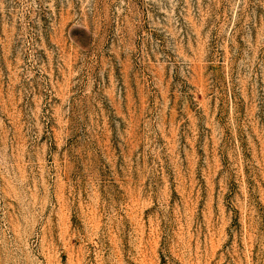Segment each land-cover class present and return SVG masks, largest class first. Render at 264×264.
I'll use <instances>...</instances> for the list:
<instances>
[{
  "label": "rangeland",
  "instance_id": "374dc122",
  "mask_svg": "<svg viewBox=\"0 0 264 264\" xmlns=\"http://www.w3.org/2000/svg\"><path fill=\"white\" fill-rule=\"evenodd\" d=\"M0 264H264V0H0Z\"/></svg>",
  "mask_w": 264,
  "mask_h": 264
}]
</instances>
